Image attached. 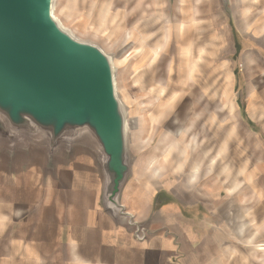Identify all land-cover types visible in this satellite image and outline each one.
<instances>
[{"label":"rangeland","instance_id":"obj_1","mask_svg":"<svg viewBox=\"0 0 264 264\" xmlns=\"http://www.w3.org/2000/svg\"><path fill=\"white\" fill-rule=\"evenodd\" d=\"M54 15L113 59L122 203L175 205L206 264H264V0H55Z\"/></svg>","mask_w":264,"mask_h":264},{"label":"water","instance_id":"obj_2","mask_svg":"<svg viewBox=\"0 0 264 264\" xmlns=\"http://www.w3.org/2000/svg\"><path fill=\"white\" fill-rule=\"evenodd\" d=\"M54 8L55 0H0V160L92 152L104 211L142 241L150 230L121 200L132 165L113 59L66 30Z\"/></svg>","mask_w":264,"mask_h":264},{"label":"crops","instance_id":"obj_3","mask_svg":"<svg viewBox=\"0 0 264 264\" xmlns=\"http://www.w3.org/2000/svg\"><path fill=\"white\" fill-rule=\"evenodd\" d=\"M102 189L100 166L84 149L51 163L44 154L0 160V263L206 264L205 244L175 205L158 212L150 197L142 217L124 203L151 232L141 241L104 211Z\"/></svg>","mask_w":264,"mask_h":264},{"label":"trees","instance_id":"obj_4","mask_svg":"<svg viewBox=\"0 0 264 264\" xmlns=\"http://www.w3.org/2000/svg\"><path fill=\"white\" fill-rule=\"evenodd\" d=\"M166 203H163L161 200H160V197L159 198H157V200H156V204H155V208L156 207H159V208H161L162 206H164ZM158 208V209H159Z\"/></svg>","mask_w":264,"mask_h":264}]
</instances>
